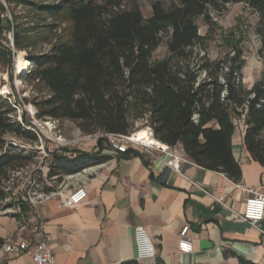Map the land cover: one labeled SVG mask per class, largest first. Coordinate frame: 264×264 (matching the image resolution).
<instances>
[{
    "label": "trees",
    "instance_id": "trees-1",
    "mask_svg": "<svg viewBox=\"0 0 264 264\" xmlns=\"http://www.w3.org/2000/svg\"><path fill=\"white\" fill-rule=\"evenodd\" d=\"M33 7L55 17L64 15L72 24L70 40L57 44L45 55H29L30 77L47 92L38 108V119L71 121L86 135H129L137 120H146L154 138L168 147L182 146L196 165L239 182L242 168L234 157L233 139L237 123L246 126L244 146L252 160L264 167V79L251 90L244 85L246 61L239 28L224 38L232 55L211 60L208 42L218 29L214 15L223 16L229 5L244 4L259 17L256 35L264 53V0H179L167 7L151 1L152 15L145 18L136 0H65L43 6L30 0H8ZM126 3V4H124ZM0 72L13 79L14 52L5 38L10 21L0 5ZM2 11V12H1ZM203 18L205 36L197 24ZM7 24L9 27H6ZM37 27H16L14 47L28 51L38 45ZM240 37H236V32ZM162 46L164 58L154 55ZM9 99L0 96V210L9 197L5 184L13 171L34 162L36 153L8 144L12 136L36 144L39 134ZM33 129V131L31 130ZM107 137L97 142L96 153L71 151L54 154L48 178L61 181L109 158L101 156ZM132 151L123 155H128ZM24 212L30 208L24 204ZM0 244L4 241L0 239ZM241 264H253L244 259ZM121 264H139L136 260ZM157 264H163L157 259Z\"/></svg>",
    "mask_w": 264,
    "mask_h": 264
},
{
    "label": "crops",
    "instance_id": "crops-1",
    "mask_svg": "<svg viewBox=\"0 0 264 264\" xmlns=\"http://www.w3.org/2000/svg\"><path fill=\"white\" fill-rule=\"evenodd\" d=\"M263 79L262 74L252 81L244 77L243 83L251 90ZM245 131L244 121H238L233 152L242 168L239 182L196 165L182 146L165 145L169 152L157 147L150 152L132 148L128 155L104 150L101 156L109 158L106 162L74 177L88 191L84 203L63 208V196L68 191L36 209L46 222L56 263L121 264L136 260L139 264H157L159 258L163 264H241L242 259L264 264V235L234 215V211L243 213L245 202L252 197L236 187L264 184V167L252 160L244 146ZM82 147L90 144L74 150L92 154ZM92 147L96 153L97 144ZM177 163L179 169L173 166ZM217 199H223L227 206ZM140 226L155 246L154 260L138 259L135 230ZM186 226L193 252L181 254L179 235ZM261 228L264 230V220ZM0 239L4 241L0 244V264H34L30 254L6 253L4 245L10 240L36 239L31 232L20 234L17 219L3 211Z\"/></svg>",
    "mask_w": 264,
    "mask_h": 264
},
{
    "label": "rangeland",
    "instance_id": "rangeland-1",
    "mask_svg": "<svg viewBox=\"0 0 264 264\" xmlns=\"http://www.w3.org/2000/svg\"><path fill=\"white\" fill-rule=\"evenodd\" d=\"M36 4H43V6H54L65 0H30ZM99 4H106L108 0H96ZM139 4L141 11L145 18H149L152 12V3L148 0H136ZM167 7H170L174 3H178L179 0H161ZM126 4V3H124ZM0 5L4 6L6 13L10 14V28L5 31V38L13 48V79H10L7 71L0 72V96H3L10 100L13 106L17 109L15 114L16 118L22 122L23 116H26L28 121H32L34 125L45 127V123L52 119H38L36 103L40 102L44 97H47V92L44 88L30 76V72L33 69L32 63L29 59V55H45L48 54L52 47L64 43L70 40L73 26L70 21L62 14L55 17H49L48 15L39 12L33 7L18 6L8 0H0ZM1 10V9H0ZM8 11V12H7ZM2 12V11H1ZM7 19L6 17L4 18ZM214 20L218 24V29H215L212 33V40L208 42L207 54L211 60L223 59L227 55L233 54V49L229 47L224 41V38L229 36V33L236 28H239L242 32V36L245 38L241 43V48L244 51V59L246 66L243 74L247 81H252L254 77L259 78L260 74L264 78V53H260L262 43L256 35V27L259 23L258 15L245 5H232L229 6L227 12L223 16L214 15ZM197 24L200 28L201 34L208 33V27L204 24L203 18L198 19ZM6 27H9L5 24ZM37 27L40 30L34 35L39 36L38 45L32 47L28 51H25V59L28 63L26 72L18 74L17 71V58L20 51H17L12 46V38H14V30L16 27ZM236 37L241 35L238 31ZM167 54V48L162 46L154 55L155 60L162 59ZM8 91V92H7ZM6 92L5 94H3ZM148 127L146 120H137L134 122L133 132L146 130ZM78 126L71 121H60L58 124V134H62L70 140H74L77 136ZM33 131V129H31ZM47 130V128H46ZM36 131L42 136L43 142L47 144L49 141L36 129ZM81 131V130H80ZM82 132V131H81ZM82 134H84L82 132ZM86 135V134H84ZM8 144H12L19 150H25L28 153H36L34 162L29 167L39 169L37 171V178L39 179L41 187L48 193L56 192L63 193L72 189L71 184L76 183V178L70 179L68 176H64L61 181H57L56 178L50 179L44 177L43 174L47 171L46 167L51 165L52 159L47 160V164H42V159L37 147H40V139L36 144L22 142L12 136L7 137ZM90 147L87 148L89 152L94 153L96 148H93V144H97V141L89 142ZM25 147V148H24ZM80 145H75L71 149H78ZM105 150H109L107 142H104ZM42 170V171H41ZM82 174V173H81ZM75 176V175H72ZM80 176H77V179ZM18 183H15L14 187H18Z\"/></svg>",
    "mask_w": 264,
    "mask_h": 264
},
{
    "label": "built area",
    "instance_id": "built-area-1",
    "mask_svg": "<svg viewBox=\"0 0 264 264\" xmlns=\"http://www.w3.org/2000/svg\"><path fill=\"white\" fill-rule=\"evenodd\" d=\"M8 12V11H7ZM10 18L9 13L2 15V18ZM12 46H14V38H12ZM59 120H50L45 123V127L36 126L41 134H43L49 143L43 142L42 136L39 134L40 147H37L42 159V164H47V160L52 159L54 154H66V150L70 153L67 154L70 158H75L76 154L71 152L75 145L84 146L89 142L97 141L100 138L107 137L108 146L110 150L117 154L128 153L132 148H138L145 152H150L152 148L157 146L146 145L143 141L138 140V132H133L129 135H105L97 133L94 135H84L78 129L77 136L74 140H70L58 134ZM47 128V130H46ZM146 131L151 137H154V133L151 127H147ZM37 132V131H36ZM25 148V147H24ZM163 152H169L166 147L160 148ZM177 160V158H174ZM177 162H179L177 160ZM170 164H173L171 162ZM179 163L173 166L179 169ZM51 166V165H50ZM39 169L34 167H24L19 170L13 171L10 174L8 182L5 184V191L9 192V197L2 203L4 206L9 205L3 211L7 214L14 216L17 219L18 231L20 234L31 232L35 236L36 241L31 242L27 239H18L16 241H8L5 243L4 248L7 254L12 256H20L22 254H30L34 264H57L56 258L53 254L51 247L50 236L46 233V222L36 212V209L46 200L52 197H57L61 193L46 192L40 185L37 176ZM44 177L48 176L50 167H46ZM42 171V170H41ZM73 179L75 176H68ZM18 183V187H14L15 183ZM72 189L69 193L63 196L62 207L63 208H75L84 203L88 198V191L84 184L76 181L71 184ZM242 193L250 194L252 197L245 202V210L243 213H237L234 211V215L238 220L247 222L252 228L258 230L264 235V230L261 228V224L264 220V184L259 187L237 186ZM223 206H227L223 199H217ZM26 204L30 208L29 213L24 212L23 205ZM32 216V217H31ZM190 228L184 227L179 235V252L181 254H190L193 252V243L189 239ZM135 240L138 251V259L140 261L154 260L157 257V252L152 239L147 234L144 227H137L135 230Z\"/></svg>",
    "mask_w": 264,
    "mask_h": 264
},
{
    "label": "bare ground",
    "instance_id": "bare-ground-1",
    "mask_svg": "<svg viewBox=\"0 0 264 264\" xmlns=\"http://www.w3.org/2000/svg\"><path fill=\"white\" fill-rule=\"evenodd\" d=\"M26 53L25 51H20L18 58H17V71L18 74H22L24 72H26L27 68H28V63L25 59ZM8 92V91H7ZM6 92H4L3 94H5ZM138 140H142L143 143H145L146 145H151V146H157L160 148L165 147L164 144H162L161 142H159L158 140H156L154 137H151L150 134L146 131V130H141L138 133Z\"/></svg>",
    "mask_w": 264,
    "mask_h": 264
}]
</instances>
